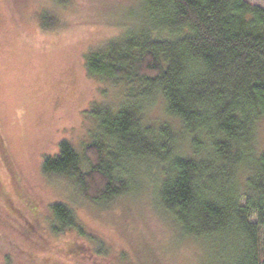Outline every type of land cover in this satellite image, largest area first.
<instances>
[{"label": "trees", "instance_id": "16d2710c", "mask_svg": "<svg viewBox=\"0 0 264 264\" xmlns=\"http://www.w3.org/2000/svg\"><path fill=\"white\" fill-rule=\"evenodd\" d=\"M65 5L68 0H54ZM123 33L85 55L88 74L125 87L118 104L93 103L80 153L61 142L43 174L65 178L94 206L149 191L176 236L200 245L203 264H264V7L247 0H137ZM158 100L178 121L150 124ZM51 231L105 242L66 203ZM74 247L71 249L73 250Z\"/></svg>", "mask_w": 264, "mask_h": 264}, {"label": "rangeland", "instance_id": "374dc122", "mask_svg": "<svg viewBox=\"0 0 264 264\" xmlns=\"http://www.w3.org/2000/svg\"><path fill=\"white\" fill-rule=\"evenodd\" d=\"M138 12L137 0H0V264H203L200 245L176 236L149 191L103 208L42 171L63 141L83 152L96 128L86 116L93 103L124 98L122 83L88 74L85 55L119 37ZM148 120L182 135L161 100ZM257 149L264 151V119ZM59 202L105 242V253L76 232L51 231V206Z\"/></svg>", "mask_w": 264, "mask_h": 264}]
</instances>
